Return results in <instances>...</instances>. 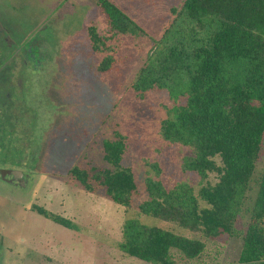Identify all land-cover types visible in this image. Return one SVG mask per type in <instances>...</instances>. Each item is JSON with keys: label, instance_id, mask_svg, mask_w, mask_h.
Here are the masks:
<instances>
[{"label": "rangeland", "instance_id": "rangeland-1", "mask_svg": "<svg viewBox=\"0 0 264 264\" xmlns=\"http://www.w3.org/2000/svg\"><path fill=\"white\" fill-rule=\"evenodd\" d=\"M110 1L154 38L171 17L169 8L181 2ZM89 26L109 35L106 15L93 0H0V74L5 65L14 64L9 100L0 88L1 122L10 134L2 142L5 149L15 150L4 160L20 162L12 168L24 171L23 182L7 183L0 177V264H150L118 249L123 223L136 216L142 223L194 237L182 227L138 212L148 198L147 178L166 187L184 181L195 192L206 183L195 172L181 169L189 149L161 136L160 122L173 116L167 91L150 90L138 99L130 87L151 42L116 36L114 66L99 71L106 53L91 48ZM6 111L11 120L2 119ZM115 131L127 138L122 166L132 170L137 186L128 208L113 203L100 187L86 192L68 173L74 165L87 170L108 167L102 142ZM12 161L3 165L0 158V169ZM263 167L264 136L235 225L238 237L208 240L198 258H183L172 250L176 264H240L241 236ZM207 180L214 184L217 177L211 173ZM33 204L70 219L77 229L38 214Z\"/></svg>", "mask_w": 264, "mask_h": 264}, {"label": "trees", "instance_id": "trees-1", "mask_svg": "<svg viewBox=\"0 0 264 264\" xmlns=\"http://www.w3.org/2000/svg\"><path fill=\"white\" fill-rule=\"evenodd\" d=\"M93 1L106 15L109 32L105 35L88 27L91 48L106 53L99 71L114 66L116 36L151 42L130 87L138 99L150 90L167 91L173 116L160 122L161 136L186 146L189 154L182 157L181 169L206 180L195 192L184 181L166 187L158 179L147 178L148 198L138 205L139 214L182 227L194 237L142 223L136 216L123 223L118 249L150 264H176L172 250L183 258H198L208 240L238 237L235 225L259 160L264 136V0H181L169 8L171 17L158 38L110 0ZM181 99L185 101L180 103ZM7 132L0 128L3 160L15 154L2 142ZM127 147L126 136L115 131L113 138L102 142V159L108 167L87 170L74 165L68 173L86 192L100 187L109 200L128 208L137 186L132 170L122 166ZM211 173L217 177L214 184L207 180ZM256 184L241 236L240 264H264V167ZM31 208L77 229L70 219L44 207L33 204Z\"/></svg>", "mask_w": 264, "mask_h": 264}, {"label": "flooded vegetation", "instance_id": "flooded-vegetation-1", "mask_svg": "<svg viewBox=\"0 0 264 264\" xmlns=\"http://www.w3.org/2000/svg\"><path fill=\"white\" fill-rule=\"evenodd\" d=\"M12 63H14V62H12ZM12 67H14V64H13V66L11 65V63L9 64V65H5V68H2V70L1 71H3L4 73L3 74H0V88H2L3 90H5V92H3V94L2 95H4L5 94V96L6 97H8V98H6L7 100H9L10 99V97L12 96V82L10 83V79H11V75H12V71H13V68ZM0 96H1V94H0ZM13 99V98H12ZM14 101V100H13ZM1 105V104H0ZM5 105V104H4ZM5 107V106H4ZM12 107H14V106H12ZM9 110H10V106L9 107H7ZM11 111V110H10ZM5 115H8V112L6 111L5 113H4ZM3 117H4V115L2 116V119H3ZM8 119L9 120H11L12 119V117L10 116V114L8 115ZM2 124V122H1V117H0V125ZM3 125V126H2ZM1 126H0V128L2 127V128H4V129H6L7 131L9 130V129H7V126L5 125V124H2ZM12 134V133H11ZM2 161V160H1ZM4 162H3V165H6V163H8L9 161H7V160H3ZM18 163V165H14V164H12L10 167H6V168H4V169H0V170H2V172H1V179L3 180V181H5V182H7V183H19V182H21L22 181V179H23V177H24V171H22V170H17V169H14V168H12V167H14V166H20V162H17ZM1 167H3V166H1ZM7 171H9V173L7 172ZM12 171H20L22 174H21V176H18L17 175V178H15V175L12 173ZM23 182V181H22Z\"/></svg>", "mask_w": 264, "mask_h": 264}, {"label": "water", "instance_id": "water-1", "mask_svg": "<svg viewBox=\"0 0 264 264\" xmlns=\"http://www.w3.org/2000/svg\"><path fill=\"white\" fill-rule=\"evenodd\" d=\"M9 173V171H7ZM12 173L15 175V178H17V175L18 176H21V172L20 171H12Z\"/></svg>", "mask_w": 264, "mask_h": 264}]
</instances>
